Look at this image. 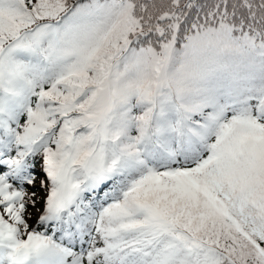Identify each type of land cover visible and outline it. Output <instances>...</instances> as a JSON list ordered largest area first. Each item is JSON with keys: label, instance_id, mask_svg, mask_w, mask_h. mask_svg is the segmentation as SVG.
<instances>
[{"label": "snow or ice", "instance_id": "obj_1", "mask_svg": "<svg viewBox=\"0 0 264 264\" xmlns=\"http://www.w3.org/2000/svg\"><path fill=\"white\" fill-rule=\"evenodd\" d=\"M0 264H264V0H0Z\"/></svg>", "mask_w": 264, "mask_h": 264}]
</instances>
